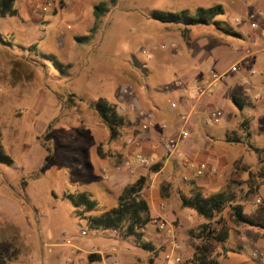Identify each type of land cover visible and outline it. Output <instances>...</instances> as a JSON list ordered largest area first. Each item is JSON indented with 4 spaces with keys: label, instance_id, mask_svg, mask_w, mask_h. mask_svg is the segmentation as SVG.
<instances>
[{
    "label": "rangeland",
    "instance_id": "obj_1",
    "mask_svg": "<svg viewBox=\"0 0 264 264\" xmlns=\"http://www.w3.org/2000/svg\"><path fill=\"white\" fill-rule=\"evenodd\" d=\"M101 1L106 3L107 11L96 18L93 5ZM214 4L223 7L224 13L215 20L224 28L235 29L238 27L235 23L242 24L248 19L258 30L264 28V2L260 0H66L60 7L45 12V0H16L17 14L0 17V132L4 152L12 159L10 165L0 163V194L23 202L22 215L15 220L19 219L17 223L22 222L29 233L34 230L40 252L46 257L53 255L56 264H63V252L70 247V241L79 242L80 232L89 231L87 237L93 233L87 229L86 222L79 221L81 218L74 219L75 207L64 195L86 191L96 200L98 209H107L109 203L115 205L114 200L104 197L97 176L86 164L93 146L98 142L105 144L109 134L106 126L91 117L90 106L98 97L119 102L120 91L127 86L123 70L134 75L142 98L155 90L157 74L165 65L166 50L153 51L155 59H161V66L149 73L144 67H150L151 61L136 49L135 40L143 28L159 36L177 30L161 29V22L150 16L152 10L193 11ZM90 33L92 36L87 37ZM190 35H195V27ZM75 36L86 37L77 41ZM229 56L222 57L224 65L230 61ZM155 94L161 97L160 93ZM260 126L264 128V117ZM253 140L251 145L258 148L264 144L262 137ZM39 142L51 147L47 161H44L48 153L45 148L41 153L36 152ZM251 145L232 144L228 153L231 160L237 159L233 164L235 171H246L247 178L248 172H255L259 166L258 154ZM260 155L264 157V152ZM29 156L32 163L25 164L24 158ZM36 159H43L37 169ZM7 170L27 179L29 195L22 191L20 194L5 181ZM235 171L219 190L229 188L239 203L252 201L255 194L248 191L245 180L236 176ZM214 187L203 193L215 192ZM222 214L232 227L231 211L226 208ZM204 221L194 216L185 226L181 249L174 252L181 257L178 264H196L191 260L196 244L193 233ZM110 230L104 229V233L111 234ZM242 237H245L242 243L239 238L228 239L216 248L214 258L218 264H264V260L254 259L250 253L254 247L261 246L254 245L252 236ZM134 244L138 249L133 256L140 264H162L170 249L161 243L153 245L154 251H146ZM13 255L14 250L9 257Z\"/></svg>",
    "mask_w": 264,
    "mask_h": 264
},
{
    "label": "crops",
    "instance_id": "obj_2",
    "mask_svg": "<svg viewBox=\"0 0 264 264\" xmlns=\"http://www.w3.org/2000/svg\"><path fill=\"white\" fill-rule=\"evenodd\" d=\"M96 5H93V10ZM241 6L245 8L244 4ZM249 18H253V15L250 14ZM160 25L165 31L174 27L177 33H162L159 36L143 28V33L135 40L136 49L151 61L150 67H144L149 73L161 66V59L156 60L153 51L166 50L163 55L165 65L161 66V72L157 74L156 91L142 98L139 83L134 75L128 70H123L127 86L122 87L119 102L113 104L124 117L126 130L123 131V125L118 137L110 140L108 134L105 144L100 145L98 142L94 145L86 157V164L91 173L97 176L104 190V197L111 198L115 204L127 184L144 176L146 181L142 196L148 203L151 217L144 230V240L150 241L152 245L162 243L170 248L172 242L181 244V233L187 229L185 226L194 216L199 217L194 210L182 206L181 196L189 195L191 182L202 191L214 186L215 192L219 191L221 185L227 183L232 171H235L233 164L237 159L231 160L228 156L232 144L248 142L251 145L254 137L264 139V128L259 127L264 117V28L258 30L249 19L242 24H234L238 27L230 30L235 35L222 33L213 25L190 26L186 34L181 32L182 25ZM210 26L212 28H208ZM192 27H195L194 36L190 35ZM91 36L92 33L87 37ZM79 37L82 38L75 36V40L85 39ZM154 40L155 43L152 42ZM157 42L159 46L156 45ZM161 44L167 47L161 49ZM144 49L146 53L143 52ZM227 55H230V61L224 65L222 57ZM235 63L239 64V71L229 72V67ZM211 70L219 77L213 78ZM208 86L213 89L212 94H199L198 87ZM128 87H132V92L123 94L122 90ZM156 92L160 93L161 97H157ZM171 103L175 106L172 107ZM90 108L91 117L103 124L94 108ZM213 110L221 112V120L216 124H210L208 121ZM149 116L152 125L146 132L140 131L141 124ZM242 122L244 126L241 125ZM160 124H165L166 128H161ZM183 125L188 131V136L180 141L179 154L165 157L160 145L161 139L174 136ZM117 138L119 140H116ZM129 138L133 141L129 142ZM251 147L256 154L264 152V144L260 148L254 145ZM43 148L39 142L37 154L39 151L41 153ZM135 154H141L152 165L157 164L158 168L152 170L148 166L133 162L132 156ZM42 160L36 159L35 169L43 163ZM24 162L32 163V156L24 158ZM235 174L243 180L247 179V172L242 169L235 171ZM4 177L15 191L29 195L30 185L18 172L7 170ZM87 194L91 197L90 193ZM253 194L255 198L252 201L242 203L244 213L255 220L264 221V183ZM257 198L261 199L262 203H257ZM20 206H23V202L0 194V256L8 258L10 251L14 250L15 255L9 257L8 264H56L53 255L46 257L40 252L34 230L29 233L22 222L17 223L19 219L15 220L22 215L24 206ZM113 206L109 203L107 209ZM103 210L106 209H98L97 206L96 210L74 215L75 220L81 218L79 221L86 222L87 229L93 233L91 237H87L89 231H85V234L80 232L78 243L70 241V247L62 254L63 264L141 263L133 256L138 249L134 238H120L114 229H111V234H106L104 229L89 227L87 217ZM159 221L166 222L165 229L157 227ZM29 222L31 223L30 219ZM243 235L252 236L254 245L264 246L263 228L232 224L228 239L235 241L239 238L242 243L245 240ZM59 244L65 245V242ZM89 254H95L92 260H89Z\"/></svg>",
    "mask_w": 264,
    "mask_h": 264
},
{
    "label": "trees",
    "instance_id": "obj_3",
    "mask_svg": "<svg viewBox=\"0 0 264 264\" xmlns=\"http://www.w3.org/2000/svg\"><path fill=\"white\" fill-rule=\"evenodd\" d=\"M16 0H0V17L15 16ZM107 11L106 3L99 2L93 10L95 17ZM224 10L220 4L208 7H197L193 11L181 9L179 11H167L154 9L150 12L151 18L161 23L182 25L181 32L186 34L190 26L213 25L222 33L235 35L229 28H224L216 21V17L223 14ZM80 38V37H79ZM82 37L80 39H83ZM78 39V38H77ZM73 96V94H71ZM92 107L98 114L101 122L109 131V139L118 137L124 125V117L117 111L115 104L104 97L97 98ZM244 126V122L241 124ZM48 151L44 158L47 161L50 157L51 147L42 143ZM264 151V150H263ZM258 154L259 166L255 172H248V178L244 181L250 193H256L264 183V157ZM0 163L10 165L12 159L4 152L1 142L0 132ZM158 165L150 166L156 170ZM37 174V173H36ZM35 174V176H36ZM23 180L22 185H25ZM145 177L140 176L133 182L127 184L120 192L116 204L97 214L87 217L89 227L92 229H115L120 238H134L135 242L147 251H154V246L144 240V230L151 221L149 206L142 196L145 186ZM65 196L75 207V214L82 215L83 212H90L97 209L96 200L92 199L86 192L68 193ZM182 206L195 211L196 215L205 219L196 228L193 236L196 239L191 260L196 264H218L214 258V252L219 245H223L229 238L231 225L223 216V212L228 208L232 213L234 223L258 226L264 229V225L259 220L247 216L244 213V206L237 202L236 194L229 188L205 195L202 189L194 182H191L189 195H182ZM95 254H89L92 260ZM8 259L0 256V264H8Z\"/></svg>",
    "mask_w": 264,
    "mask_h": 264
},
{
    "label": "built area",
    "instance_id": "obj_4",
    "mask_svg": "<svg viewBox=\"0 0 264 264\" xmlns=\"http://www.w3.org/2000/svg\"><path fill=\"white\" fill-rule=\"evenodd\" d=\"M66 0H45V5L43 7V11H48L50 9H55L60 7V4L62 2H65ZM167 47V45L165 44H161L160 48L161 49H165ZM144 53H146V50H143ZM264 58V56H263ZM240 66L238 63L232 64L229 67V72L235 73L237 71H239ZM211 75L213 78H217L219 77V75L217 73H215L214 71H210ZM254 73V72H253ZM263 82H264V77H263ZM132 92L131 88H124L122 90L123 94H130ZM198 92L199 94H212L213 89L208 86V87H198ZM171 106H175L174 103H171ZM221 120V112L218 110H213L210 113V117H209V123L210 124H216ZM185 122V121H184ZM184 122H182V124H184ZM152 125L151 123V118L150 116L147 118V120L141 124L140 127V131L142 132H146L150 126ZM160 127L165 129L166 125L165 124H160ZM188 136V131L185 129L184 125L181 126L176 134L174 136H165L161 139L160 141V145L163 151V155L165 157H170L173 155H177L179 154V143L182 139L187 138ZM129 142L133 141L132 138H129L128 140ZM132 160L135 163L138 164H142L144 166H149L150 165V161L147 160L146 158H144L143 156H141V154H135L132 156ZM257 203H262V200L257 198L256 200ZM157 227L160 229H165L166 228V222L165 221H159L157 224ZM114 232L117 233V230L114 229ZM82 234H85V231H82ZM181 249V246L179 245V243L177 242H172L170 245V249L165 253L164 255V259L162 264H178L181 261V257L179 255H174L175 250ZM251 256L254 259H261L264 260V246L262 247H254L251 250Z\"/></svg>",
    "mask_w": 264,
    "mask_h": 264
}]
</instances>
